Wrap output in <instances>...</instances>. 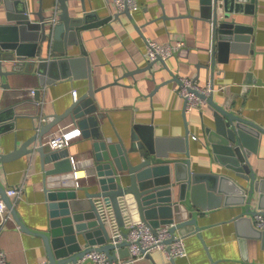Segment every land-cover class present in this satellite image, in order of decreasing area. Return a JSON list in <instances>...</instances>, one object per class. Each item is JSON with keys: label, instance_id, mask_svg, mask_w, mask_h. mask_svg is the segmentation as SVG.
<instances>
[{"label": "crops", "instance_id": "crops-1", "mask_svg": "<svg viewBox=\"0 0 264 264\" xmlns=\"http://www.w3.org/2000/svg\"><path fill=\"white\" fill-rule=\"evenodd\" d=\"M25 5L31 20H36L40 1L25 0ZM55 5L54 0H42L44 14L53 13ZM67 5L72 16L82 14L80 0L68 1ZM84 5L85 10L94 13L98 19L119 12L113 0H84ZM255 5L253 14L236 15L238 21L254 27L249 42H242L235 52L229 54L227 62L217 61L213 73L206 69L212 61V25L200 17L198 0H137V9L130 11V17L120 14L119 20L113 19L82 32L83 48L79 44L74 45L68 55L79 56L82 49L86 51V59L91 66L96 113L100 115L98 128L104 137L111 141L117 137L128 141L133 124L150 123L155 136L166 140L162 150L169 152L170 157L188 158L184 153L176 154L169 149V140L174 142V139L188 135L192 171L213 170L235 178L225 166L213 163L204 148L202 127L213 125L209 106L183 111L185 101L176 95L178 81L162 68L160 62L153 65L155 74L154 80L151 79V73L145 69L148 64L145 59L146 42L184 41L185 46L180 53L166 59V65L173 74L193 78L201 85L209 78L215 87L224 85V91L216 90L214 93V101L224 102L227 109L264 128V0H256ZM5 22L3 13L0 25ZM3 65L10 68L8 64ZM138 69L140 71L132 75L127 74ZM248 74L253 78L249 84L245 83ZM1 83L8 86L0 84V155L23 146L44 121L42 115L62 113L87 92L89 86V80L81 76L42 85L38 75L25 71L8 75L1 79ZM29 89L39 91L38 99L27 94ZM36 116L41 118L37 120ZM71 123V117L67 116L49 132ZM91 144L92 140L82 135L70 144L68 151L76 157L93 158ZM36 146L35 141L28 145L31 152L0 162V182L6 191L11 187L21 188L19 198L10 197L21 220L32 229L44 231L50 220L46 189L69 188L62 187L56 175L45 176V170L52 165L42 164ZM255 146L256 152L248 161L257 178L264 181V133ZM44 149L49 150L46 145ZM77 175L81 186L77 190V199L67 200L72 211L89 205L83 187H87L89 192L96 190L92 185L94 166L79 168ZM236 180L245 184L242 179ZM240 211L239 205L225 206L221 203L198 217L199 231L193 225L177 230L185 236V258L166 259L163 254L153 251L150 259L127 264H264L262 240L247 239L243 249L233 221ZM133 216L138 217L134 204ZM252 219L253 216V225ZM77 239L80 245L84 244L80 236ZM0 252L4 253L9 264H51L44 240L22 231L12 215L0 228ZM245 253L247 260L243 259Z\"/></svg>", "mask_w": 264, "mask_h": 264}, {"label": "water", "instance_id": "water-1", "mask_svg": "<svg viewBox=\"0 0 264 264\" xmlns=\"http://www.w3.org/2000/svg\"><path fill=\"white\" fill-rule=\"evenodd\" d=\"M39 1L36 20H31L25 0H0V15L4 13L6 21L0 25L1 86H8L1 83L2 78L22 71L38 75L42 85L81 76L89 80V86L87 92L62 113L42 115L44 121L34 136L23 146L0 155V162L31 152L28 145L36 141L35 149L40 154L42 164L52 165L45 170V176L70 171L67 149L45 150L42 145L46 133L59 125L63 118L70 116L72 122H76L81 129L82 135L92 140V185L96 187L95 192H89L87 187H83L89 205L73 211L67 200L77 199L76 190L46 189L50 220L47 229L38 231L23 223L0 182V194L13 219L22 231L38 235L44 240L51 264H92L86 255L93 251L103 252L110 261L129 257L127 242L118 241L102 220L99 210L101 202L111 208L122 237L128 232L123 209L126 207L131 210L133 204L138 218L153 230L169 224L172 232L191 225L199 231L198 217L219 207L221 203L225 206L239 205L241 211L233 221L243 249L247 239H260L264 243V230L254 228L251 223L252 216L264 212V181L257 178L248 161L250 155L256 152L255 145L261 133H264V128L243 118L238 112L227 109L224 102H215L214 96L207 98L213 125L202 127L204 148L213 163L225 166L235 178L213 170L201 173L192 171L188 135L174 139V142L169 140L171 152L184 153L188 158L170 157L169 152L162 150L166 140L155 136L154 127L150 123L133 124L128 141L121 137L109 140L98 128L100 115L96 113L91 66L86 59V51L82 49L80 55L74 57H69L68 53L74 45L79 44L83 48L80 40L82 32L113 19L119 20L120 14L130 17V10L126 8L105 19H98L94 13L85 10L84 0H80L82 14L72 16L67 2L73 0H54L60 12L58 22L52 26L47 20L53 13L45 15L42 0ZM198 4L200 17L214 26L212 61L206 66V69L210 66L213 73L217 61L227 62L229 54L235 52L242 42H249L254 27L238 21L236 15L253 14L256 0H198ZM137 29L140 31L138 26ZM156 62H160L162 68L178 81L166 62L160 59L148 61L145 67L151 73V79L154 80L155 72L152 68ZM3 64L10 65V68H4ZM138 71L140 69L128 71L127 74L132 75ZM252 80L248 74L245 83L249 84ZM38 94L39 91L35 95L36 99ZM199 96L205 97L201 94ZM41 117L36 116V119ZM236 178L242 179L245 184ZM253 206L255 209H252ZM79 236L84 239L83 245L78 242ZM151 257L146 256L148 259ZM243 259H248L246 253Z\"/></svg>", "mask_w": 264, "mask_h": 264}, {"label": "built area", "instance_id": "built-area-1", "mask_svg": "<svg viewBox=\"0 0 264 264\" xmlns=\"http://www.w3.org/2000/svg\"><path fill=\"white\" fill-rule=\"evenodd\" d=\"M113 3L119 12L124 11L126 8L130 11L137 9V0H113ZM53 15L47 21L54 26L58 22V5H55L53 9ZM211 24V23H210ZM212 25V35L214 33V26ZM52 39L50 40V43ZM213 42V41H212ZM147 49L145 52V59L147 61H154L160 59L166 62V59L172 55L177 54L185 46L184 41L181 39L175 41H168L162 44L147 41ZM214 44V42H213ZM212 44V47H213ZM211 47V54H212ZM209 66V71H210ZM211 72V71H210ZM178 78V87L176 89V95L183 98L185 101L184 109L185 111H190L192 109H199L200 107L208 106L207 98L213 96L216 90L224 91L225 86H214L213 80H209L201 85L196 82L193 78H187L185 76H180ZM38 90L29 89L27 94L30 96L36 95ZM199 94L205 97H200ZM44 120V119H43ZM81 129L76 124L72 122L67 126L59 127V129L49 132L48 135L42 140V145L48 146L49 150H59L67 149L70 144L81 137ZM196 139V136H192ZM69 164L70 171L65 173H60L56 175L57 182L73 190H78L80 186V177L77 175L78 170L81 167L87 168L88 166H94L93 158L81 157L71 155L69 152ZM21 194V188L11 187L6 191V195L16 196L19 198ZM100 203V202H99ZM126 208V207H125ZM123 209L124 220L128 232L125 237H122L117 228L116 221H114L111 208L106 206L105 203L101 202L99 206L100 214L102 220L108 226V228L114 233V237L118 238V241H126L129 257L124 259H117L115 261H110L108 257L103 252H90L86 255L92 261V264H127L133 263L136 260L144 259L151 252L157 251L165 256L166 259L175 258H185L187 256L185 236L178 233L177 231L172 232L170 230L171 225H162L155 230L151 226L147 225L145 222L140 220L138 217L133 216V206L132 209ZM11 218V212L6 206L1 194H0V228L6 225L8 219ZM253 225L259 230H264V212H258L253 216ZM0 264H9L4 253L0 252ZM63 264H74L72 262Z\"/></svg>", "mask_w": 264, "mask_h": 264}]
</instances>
